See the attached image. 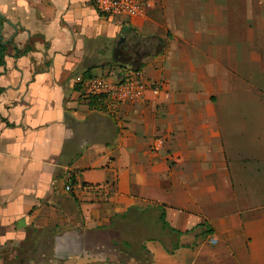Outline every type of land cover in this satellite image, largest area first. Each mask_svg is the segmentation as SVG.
<instances>
[{"label":"crops","instance_id":"1","mask_svg":"<svg viewBox=\"0 0 264 264\" xmlns=\"http://www.w3.org/2000/svg\"><path fill=\"white\" fill-rule=\"evenodd\" d=\"M144 1L128 18L0 0V264L21 247L56 264H264V0ZM90 67L162 91L88 101ZM161 210L192 232L162 231Z\"/></svg>","mask_w":264,"mask_h":264},{"label":"built area","instance_id":"2","mask_svg":"<svg viewBox=\"0 0 264 264\" xmlns=\"http://www.w3.org/2000/svg\"><path fill=\"white\" fill-rule=\"evenodd\" d=\"M91 2L94 9L106 17L122 15L137 18L143 15L146 6L144 0H91ZM81 86L84 98L99 97L125 104H135L142 100L148 92L157 97L162 91L161 84L151 85L133 73L125 75L120 82L99 77L84 81ZM156 144L153 146L154 150L161 143ZM65 191L69 192L70 188H65Z\"/></svg>","mask_w":264,"mask_h":264},{"label":"trees","instance_id":"3","mask_svg":"<svg viewBox=\"0 0 264 264\" xmlns=\"http://www.w3.org/2000/svg\"><path fill=\"white\" fill-rule=\"evenodd\" d=\"M3 51H4V47L1 45V41H0V66L3 64ZM92 69H94V68L90 67L83 72L84 79H90L91 78L90 73H91ZM92 99H99V97L86 98V100H88V101H90ZM163 216L164 215H163L162 210L159 211V215L157 217V224L160 226L162 231L168 232L170 234H176L178 237L181 235H186V234L192 232V231H190V232H186L184 234H180V233H177V232L171 230L168 227V225L165 223ZM203 235H204L203 232H199V234H198L199 237L203 236ZM121 245H125L124 242ZM27 246H28V243H27ZM179 247L180 246H178V244H175L174 246H172V248L170 250H167V252L171 253L173 250H175ZM24 249L26 250V247H23V248L21 247V252H18L15 259L12 262H10L9 264H31L34 261L33 256L37 255L39 252H23Z\"/></svg>","mask_w":264,"mask_h":264},{"label":"rangeland","instance_id":"4","mask_svg":"<svg viewBox=\"0 0 264 264\" xmlns=\"http://www.w3.org/2000/svg\"><path fill=\"white\" fill-rule=\"evenodd\" d=\"M111 60V59H110ZM111 66H113V64H111ZM117 68V67H115ZM129 71H126L124 73H122V75H126L128 74ZM107 78H110L108 76H106ZM118 77V76H116ZM115 78V77H114ZM121 78V77H119ZM138 230V229H137ZM137 233H139V231H137ZM120 233H122V230H120ZM120 235V234H119ZM139 238V236H138ZM123 239H125V236L121 235L120 237L117 236V245H121L123 243ZM129 240V239H127ZM187 242V241H186ZM120 248H124L122 245L120 246ZM131 256H133L134 258H137L138 257V254L135 253V252H129ZM12 255L8 256V257H5V262H7V258H11ZM122 258V256H121ZM33 263L31 264H56L54 261H53V258H52V252H39L37 255L33 256ZM146 261L147 259L145 258V260L143 261V264H146ZM148 262V261H147ZM10 262H8L7 264H9ZM58 264V263H57Z\"/></svg>","mask_w":264,"mask_h":264},{"label":"flooded vegetation","instance_id":"5","mask_svg":"<svg viewBox=\"0 0 264 264\" xmlns=\"http://www.w3.org/2000/svg\"><path fill=\"white\" fill-rule=\"evenodd\" d=\"M136 50L137 51H135V52H137V54L138 55H141V54H143V53H145L146 52V47H142V49L138 46L137 48H136ZM134 53V52H133ZM129 54L134 58L135 56H133L132 55V53L131 52H129ZM127 56H128V53L127 52H125L121 47H119V49H118V52L116 53V58L117 59H120V60H123V58H127Z\"/></svg>","mask_w":264,"mask_h":264},{"label":"water","instance_id":"6","mask_svg":"<svg viewBox=\"0 0 264 264\" xmlns=\"http://www.w3.org/2000/svg\"><path fill=\"white\" fill-rule=\"evenodd\" d=\"M9 24V23H8ZM10 25V24H9ZM14 30H16V27L12 26ZM159 53V50L156 51V54ZM125 65L129 66L132 72H137L139 70L140 62L139 58L134 59L133 61H128L125 63Z\"/></svg>","mask_w":264,"mask_h":264}]
</instances>
